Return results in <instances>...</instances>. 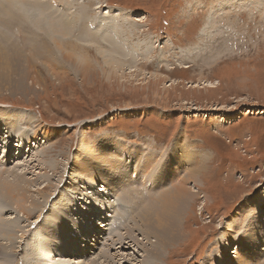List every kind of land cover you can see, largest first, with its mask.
<instances>
[{
  "label": "rangeland",
  "instance_id": "374dc122",
  "mask_svg": "<svg viewBox=\"0 0 264 264\" xmlns=\"http://www.w3.org/2000/svg\"><path fill=\"white\" fill-rule=\"evenodd\" d=\"M24 1L26 6H21L18 0H0V169L8 170L4 175H9V179L16 171L24 173L25 180L40 177V181L27 185L38 198L41 192L36 189L48 182L53 191L42 210L35 209L29 217L20 212L17 202L0 200L3 205L0 218L13 216L12 228L19 226L27 232L21 239L22 231L13 229L17 252L0 249V264H30L28 259L32 264L40 262V257H35L41 250L37 249L36 241L40 242L46 232L42 229L44 220H53L52 226L57 221L54 227L61 233L67 232L66 227L72 231L79 222V218L74 220L71 216L72 212L81 217L83 223L86 214L92 216L104 205L108 223L99 236L102 239L97 248L88 250L87 256H92L80 257L88 259L87 264L95 260L100 250L107 249L104 245L111 242L109 237L114 234L116 240V233L126 229L136 217L129 207L126 209V201L133 203L136 214L141 209L142 204L136 200L122 198L127 191L132 197L143 192L138 185L133 190L127 186L138 178L137 164L129 173L128 169L120 175L116 173L128 159L121 156L122 160L121 153H130L135 161L146 165L147 158H140L141 145L152 158L159 155L161 161L171 158L169 165L193 151L192 167L197 171L195 180L189 179L186 184L193 197H189L180 219L183 238L172 242L160 258L147 254V264H203L210 255L212 258L222 255L215 242L217 239H223L227 250L234 255L232 251H236L237 246L233 248V242L230 245L226 241L230 242L236 234L244 235L245 226L255 218L256 211L264 212V15L255 11L247 0H49L61 13L44 12L36 0ZM109 2L116 4L109 5ZM10 4L15 6L14 10H9ZM64 5L69 11L62 12ZM121 10L128 14L118 21L122 25L118 30L120 37H128L126 44L114 45L107 32L98 40L89 35L83 38L64 32L59 33L60 48L56 43H49L50 49L55 50L50 55L56 61L51 60L52 63L45 58L42 33L48 36L46 26L50 15L62 21L66 17L76 27L80 26V31L94 34L99 22L109 18L105 12ZM83 11H88L85 12L88 15ZM24 12H29L32 18ZM74 12L78 17L76 22ZM210 12H214L216 21L213 19L208 34H200ZM85 17L89 20L81 22ZM105 39L108 44L101 46L112 44L115 49L106 48L111 51L103 54L116 60L128 54L130 61H125L121 69L115 68L114 63L104 62L101 53L96 52V42ZM192 48L194 52H190ZM63 50L73 54L72 62L64 58ZM10 121L18 124L8 126ZM34 129L38 130L37 140L32 138ZM46 130L50 134L44 133ZM180 135L184 148L176 155L181 157L165 156ZM37 155L38 160L50 165L56 161L57 172L49 167L41 169L40 164L31 173L26 172L28 164L33 166L38 162ZM203 155L208 156L202 163ZM180 162L182 160L177 163ZM22 163L21 167H16ZM107 164L110 168L118 166L108 174ZM157 169L151 167L147 172L157 174ZM189 171H182L181 177ZM113 174L128 181L124 183L126 188L117 194V205L115 203L111 209H108L107 198L111 188L103 187L104 183L90 185L95 189L92 203H86L88 195H79L81 183L91 178L108 177L112 186L116 181ZM193 184L198 186L199 192H193ZM148 189L152 196L155 188ZM19 196L22 198L21 193ZM77 196L83 207L80 213L70 208ZM248 197L254 200L247 202L248 207L256 209L243 211L242 216L233 221L240 227L229 229L239 203ZM28 200L25 204L30 206L32 200ZM54 210H57L55 214H62L61 219L53 218ZM128 212H132L131 215ZM66 216L73 222L68 223ZM261 216L259 220L264 224V216ZM111 222L115 224L114 232ZM226 233L231 236L227 238ZM58 234L52 227L42 241L47 242L45 247L52 249L60 240ZM83 234L78 235L82 240ZM120 244L116 241L114 251L109 253L117 254L121 260L110 261L111 264H141L139 260L146 253L140 247L124 249L126 245ZM250 245L247 249H254ZM262 250L260 258L248 260L245 255L246 264H256L255 261L264 264V248ZM119 253L125 256L119 257ZM125 257L129 258L128 262ZM44 261L42 264H47L46 259ZM216 262L209 260V264ZM67 264L81 263L71 257Z\"/></svg>",
  "mask_w": 264,
  "mask_h": 264
},
{
  "label": "bare ground",
  "instance_id": "6f19581e",
  "mask_svg": "<svg viewBox=\"0 0 264 264\" xmlns=\"http://www.w3.org/2000/svg\"><path fill=\"white\" fill-rule=\"evenodd\" d=\"M36 1H37L36 4L38 5V7L43 8L44 12L49 13V12H58L59 11V10L57 11L54 9L55 5L53 4V2L51 3L49 0H40L41 2H39L38 0H36ZM18 2H20L21 6H26V3L24 0H18ZM232 2H234V1H232ZM247 2L252 7H254V10L256 9L259 11V13L261 15H264V1H262V0H247ZM241 6H243V5H241ZM63 7L64 8H63L62 12L69 11V9L66 8L67 6L64 5ZM221 7H223V6H221ZM14 8H15V6L13 4H10L9 10H14ZM224 8H226V7H224ZM224 8H222V9H224ZM72 11H74V10H71L70 12H72ZM230 11H231V9H230ZM85 12H88V11H83L84 15H88V14H85ZM228 12L229 11H227L226 13H228ZM8 13L12 14V13H16V12H8ZM24 13L27 14V17L32 18V16L30 15L29 12H24ZM126 13L122 12V10H121V12H110V11L105 12L106 16L109 18L105 21L99 22L98 29L95 30L94 34H85L82 29H81L82 31H80L79 30L80 26L76 27V25L72 24L66 17H64V19L62 18L63 19V21H62L58 18L54 19L50 15L49 18H47V26H46L48 28V31H47L48 36L45 33H42V38L44 39V42H41V44L42 45L44 44L45 48L47 50V52L45 50V58H48L50 61L54 60V59H52V56L50 55V53L53 54L55 50L53 48H52V50L50 49L49 43L50 42L56 43V45L60 48L61 42H60L59 33H64V32L69 33V34H73L74 36L79 34L78 36H82L83 38H85L89 35L93 39H97V40H98V38L102 39V34L105 33V35H106V32H107L110 35V38L112 39V43L114 45L126 44V41H128L127 40L128 37L124 36V39H123L120 37L121 33L118 32L119 27L122 26L119 24L118 21L125 19L128 16V14L126 15ZM210 13L211 14L206 16V20H205L206 23L202 27L200 34H208L210 27L212 26V24H214V21H213L214 15H212V13H214V12H210ZM226 13L224 12V14H226ZM34 14L36 15L35 11H34ZM42 14H44V13H42ZM78 14H80V13H78ZM71 15H72V13H71ZM76 15L77 14L75 13V19H74L75 21L74 22H76L78 20V17ZM11 16H10V18H12ZM67 16L69 18V15H67ZM70 17H72V16H70ZM94 18H95V16H94ZM81 19H82V20H80L81 22L89 20L87 17L81 18ZM100 19H102V18H99V20ZM116 20H117V23H116ZM78 24H79V22H78ZM34 26H36V25H34ZM42 26H43V24H42ZM31 31H33V30H31ZM41 32H43V31H41ZM125 34H126V32H125ZM45 35L47 37H45ZM93 39H90V40L93 41ZM107 42L108 41L106 39L104 42H101V41L96 42L98 44L95 47L96 52L101 53L100 56L104 59V62L106 60V62L108 61V64H111V65L115 64V66H116L115 68L121 69L122 65L123 64L125 65V61H130L129 58H127L128 54L127 55L123 54L119 60H116L111 56H107V55L103 54V53H109L111 51V49H115L111 46L112 45L111 43H110L111 45L108 47L101 46L102 43L108 44ZM69 44H70V42H69ZM110 47H111L110 50L106 49V48H110ZM189 50H190V52H194L195 48H192ZM61 51H62V48H61ZM62 54L64 55V58H66V60L69 62H72V59L75 58L72 53H66L64 50H63ZM54 61H56V60H54ZM50 69H51V67H50ZM17 124H18V122L10 121L8 123V126L14 125L16 127ZM44 133L50 134V132L48 130H46ZM20 135H23V134L20 133ZM38 137H39L38 136V130L34 129V135L32 138L37 140ZM51 138L53 139L54 137H51ZM152 143H153V141H152ZM174 143H175V145L173 144L174 147L170 148L171 151H169L165 156H171L172 155L174 157V155H175L174 158L178 159L181 156L176 155V154L179 153L184 148V141H183L181 135L175 139ZM134 145H137V144H134ZM173 145H171V146H173ZM140 148L142 149V156L140 158H142V159L147 158L145 161L146 165L141 163L139 160L135 161V158L130 153H121L120 158H122L123 156H126L128 159H127L126 164H123V168L120 170L117 168V172L116 171L115 172L120 175L122 171H126V169H128L126 172L129 173L132 170V167L135 164H137L136 170L139 173L138 178L136 179L135 183H133L134 185L131 183L130 186L128 184H127V186L131 190H133V188L137 187V185H138L139 187L142 188L143 192L139 193L136 197H132L130 195L129 191H127V192L125 191L126 193H124L122 198H125V199L128 198L129 200H131V199L136 200L137 202L142 204V206H140L141 209L140 210L138 209V213L136 214L135 208L133 207V203L131 204V201L129 203H127L128 201H126V206H125L126 209L129 207L131 209V211L133 212V215H135L136 217L133 219L131 225H129L126 229H124V230L121 229L122 231L120 230L121 231L120 233H116V234H118L116 240H114V237H116L114 234L111 237H109L111 239V242L110 241L108 242V240H107L108 244L105 243V245H104L107 247V249L100 250L96 259L94 260V259L90 258L91 260L89 259L90 261L88 262V264H111L110 261L112 263H115L117 260L120 261L121 259L117 257V254L116 255H110V253H109V251H114L113 247H115L116 241L117 242L120 241L121 244H123L124 246L126 245V247H124V249H129V248H131V246L140 247L141 251L143 253H146V254L143 255L144 256L143 259H140L139 262L141 264H147L146 261H147V258L150 256L149 254L155 255V258H160L172 242L178 241L181 238H183L184 234H183V232L180 231V229L182 228L180 225V219H181V216L183 214L184 209L187 206L189 197L191 196V199L193 197V193L189 191L186 184H187L189 179L195 180V173H197V171H195V166L192 167V165L194 163L193 158H194L195 154H192L193 151H188L189 153H187L186 155H184V157H181L178 160V161L182 160V162H180L181 164L177 163L178 162L177 161L173 165H169V161L171 158L161 161L160 159H158L160 155L158 157L152 158V157H150L152 155L149 154L145 150L146 147H143L141 145ZM8 154H6V155H8ZM161 155H163V153ZM207 156L208 155L202 156L203 157L201 159L202 163H203V161L206 160ZM39 158H40L39 155H37L36 161H38V162L36 164H34L33 166L28 164L29 168L27 169L26 172L31 173L33 171V168H36L38 166V164H40L39 167L41 169H47L49 167L51 170L57 172L58 166H57L56 161H54V163L50 165L42 159L38 160ZM132 159H133V161H132ZM122 160H123V158H122ZM185 163H188V164L185 165ZM22 165H23V163L18 165V166L16 165V167H21ZM107 165L108 166H107L106 172L108 174H112L113 168L118 166V165L114 164L115 166L110 168L109 164H107ZM155 166L158 167V169H157L158 173L157 174L148 173V172H150V168L155 167ZM181 166H183V167L181 168ZM199 167L203 168L202 165H199ZM25 168L26 167H24V169ZM139 168H141V170ZM86 169L88 170V168H86ZM188 170H190L189 173H187L186 175H183L184 178L181 177L180 173L182 174V171L186 172ZM7 171L8 170H6V169H3V170L0 169V200L7 199L11 202H13V201L17 202V205H18L17 208L20 210V212L23 215H25V216L27 215L28 217L31 214H33L37 209L40 208L42 210V207L45 206L46 202L51 198V192L53 191L52 184H50L48 182V184L38 187L36 189V191L41 192L40 197L38 198V197H36V195L31 194V190L29 189V187L27 188V185L36 183V181H40V177H36L33 180L31 179L32 181H29V180H25L24 173L16 171L12 174L13 178L9 179L10 178L9 175H4V173ZM80 171H82V170H80ZM12 172H13V170L10 173H12ZM185 172H183V173H185ZM10 173H8V174H10ZM161 174L165 175V177L164 178L160 177ZM177 175H178V177H177ZM113 176L116 178V181L112 184V186L109 182L108 177H102L101 179L91 178V180L84 182V183H81V185H83V187L80 190L81 193H79V195H82V196L88 195V197H86L87 198L86 203L87 202L92 203L93 201H95L94 199H92V196L94 194L95 189L90 187V185L91 184L96 185L98 183H104L102 185L103 187H106V188L110 187L111 188L109 195L107 196L108 203L110 204V207L108 209H111L112 207L115 206V203L117 205V200L119 197L117 194L120 193V190L122 188H126V184H124V183H126L128 181V179L117 178L116 174H113ZM168 180H169V183H166ZM205 184H203V186H205ZM191 187H192V189H194L193 192H197V191L199 192L198 186H196L195 184L191 185ZM148 188H150V189L155 188L154 194L152 196L149 195L150 191ZM145 190H147V191H145ZM19 193H21L22 198L19 196ZM77 197H79V196H77ZM40 198H41V200H40ZM28 199L32 200L31 201L32 203L30 204V206L25 204V202L29 201ZM35 199H37V200H35ZM78 199L80 200V198H78ZM150 199H152V200L149 202ZM251 200L254 201L252 197H248V198H246L245 201H242L241 203H239L238 208H237L236 212L234 213L233 219L231 220V223H233V225H228L229 229L234 228V227H240L239 223L237 225H235V223L233 221L235 219L237 220V217L242 216V214L244 213L243 211H246V210L252 211V210L256 209V207H254V206H252L250 208L248 207L247 202L251 203ZM44 202H45V204H44ZM123 202H124V199H123ZM130 204H131V207L128 206ZM31 206L32 207L35 206V207L32 209ZM118 206H120V205L118 204ZM0 207H3V205L0 204ZM129 208H128V210H129ZM1 209L2 208H0V210ZM98 211H100V212H97V213L93 214L92 216H88V214L85 215L86 217L84 218V220H85V223L87 225L84 226V220H83V223H80V230L79 231L74 232L71 235H66L64 233L58 234V238H60V240L52 247V249L45 247L47 242H43L40 245L39 240L36 241L37 242V249L38 250L41 249V250L39 251L38 255H35V257L36 256L40 257V262H36L34 264H40V263L42 264L43 262H45L44 261L45 259H46V262H49V264H58L59 261L62 264H67L69 258H71V257L78 263L87 264L86 262L88 259L85 261V260L81 259L80 257L82 255L88 257L87 256L89 253L88 250H91V247H93V249L97 248V246H98L97 244L102 239V237L99 238V236L103 234V231L105 230L104 228L107 226V223H108L107 214H106L107 209L104 208V205H102L98 209ZM55 212H57V210L56 211L54 210L53 218L55 216L58 218L62 217L61 213L55 214ZM64 212H66V211H64ZM68 212H70V211H68ZM131 213H129V214L131 215ZM129 214L126 215L127 218H128ZM260 214L262 216H264V212L260 213L259 211L258 212L256 211L255 218H252V216H251L252 219H250L249 222L247 223V225L245 226L244 235L238 236L236 234L237 236L235 235L234 237H231L230 242L226 241L227 244H230V245H231V242H233L232 243L233 248H234V245L237 246L236 251L235 250L232 251V253H235L234 255H231L229 250H227V247H225V243H223V239H220V240L217 239L215 242H218L217 245L219 246L218 248L220 249V251L219 250L218 251H219V253L221 252L222 255L218 258H215L214 255H213L214 257L212 258V256L210 255L209 258H207V260H205L203 262V264H207V263L209 264V260H213V259H214V261L217 260L218 264H229V262H230V264H246L247 260H245V257H244L245 255H246V258L248 260L260 258L261 255L259 256V253H262L261 250L264 248V224L262 223L263 221L261 219L260 220L262 222L259 220ZM71 216L74 217V220H75V218H76L75 213L72 212ZM12 218H13V216H11L10 218H3V217L0 218V228L2 231V234L0 231V245H2V246H0V249L4 250L5 252H8V253L9 252H11V253L17 252L16 247H14V238H15L14 235L15 234L13 231L14 228H12V227H14V226H12V224H14ZM79 218L81 219V217H79ZM65 219L66 220L69 219L70 221L73 222V220L69 216H66ZM125 219H124V221H125ZM126 220H128V219H126ZM52 221L53 220H51V219L44 220V224L42 225V229L44 231H47L48 233L44 237H41L40 240L45 239L49 235V233L52 229ZM118 221H120V220H118ZM239 221H241V218L239 219ZM17 223H18V221H17ZM118 224H119V222H117V226H118ZM128 224H129V222H128ZM45 225H46V227H44ZM125 225H126V223H125ZM121 226L123 227V225H121ZM17 227L18 228H15L14 230H16L17 232L22 231V234L19 236V237H21V239L24 236H27L26 230H24L23 228H20L19 226H17ZM122 227H120V228H122ZM133 227L135 228L134 230L131 229ZM184 230H185V226L183 227V231ZM228 231H226V232H228ZM82 233H84L83 237H82L83 240L78 236V235H82ZM220 234H223V232ZM40 235H41V233H40ZM122 235H123V237H122ZM41 236H43V235H41ZM223 236H221V237H223ZM226 236H227V238H229L228 236H231V235H229V233H226ZM88 237L90 238L89 241H87ZM120 237H122V239H119ZM83 242L85 243V245H82ZM250 244L252 245V247L254 249H251V248L247 249V246ZM123 245H121V246H123ZM20 246L21 245H18V248H20ZM31 251H33V250H31ZM31 251L28 253H31ZM216 251H217V249H216ZM219 253H217V254H219ZM121 254L120 253L118 254L119 257ZM11 255H13V254H11ZM90 256H92V255H90ZM121 256L122 257L125 256V253H123ZM127 256H129V254ZM262 257H263V255H262ZM123 259L126 260V262L129 261L128 257H125ZM28 262H30V264H32L31 259H28ZM255 262H256V264L261 263L258 261H255ZM261 264H263V263H261Z\"/></svg>",
  "mask_w": 264,
  "mask_h": 264
},
{
  "label": "trees",
  "instance_id": "16d2710c",
  "mask_svg": "<svg viewBox=\"0 0 264 264\" xmlns=\"http://www.w3.org/2000/svg\"><path fill=\"white\" fill-rule=\"evenodd\" d=\"M108 4H110V5H115L116 3H110V2H109ZM126 7H127V6H126ZM127 8H130V9H131L132 7H127ZM133 8H134V7H133ZM136 9H137V8H136Z\"/></svg>",
  "mask_w": 264,
  "mask_h": 264
},
{
  "label": "clouds",
  "instance_id": "9594fccd",
  "mask_svg": "<svg viewBox=\"0 0 264 264\" xmlns=\"http://www.w3.org/2000/svg\"><path fill=\"white\" fill-rule=\"evenodd\" d=\"M28 108V107H27Z\"/></svg>",
  "mask_w": 264,
  "mask_h": 264
}]
</instances>
